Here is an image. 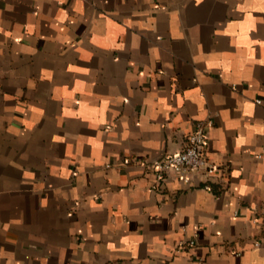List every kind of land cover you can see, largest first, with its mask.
Here are the masks:
<instances>
[{
  "label": "crops",
  "instance_id": "crops-1",
  "mask_svg": "<svg viewBox=\"0 0 264 264\" xmlns=\"http://www.w3.org/2000/svg\"><path fill=\"white\" fill-rule=\"evenodd\" d=\"M0 264H264V0H0Z\"/></svg>",
  "mask_w": 264,
  "mask_h": 264
},
{
  "label": "built area",
  "instance_id": "built-area-1",
  "mask_svg": "<svg viewBox=\"0 0 264 264\" xmlns=\"http://www.w3.org/2000/svg\"><path fill=\"white\" fill-rule=\"evenodd\" d=\"M205 142L206 124L198 121L186 136L183 147L179 151L166 154L150 165L154 170L156 180L161 181L168 173L173 172L183 182L190 183L194 172H203L207 177L215 173L218 167L208 160L203 152ZM204 188L208 189V184H204ZM185 243L180 241L178 245ZM193 243V240L187 242L189 245Z\"/></svg>",
  "mask_w": 264,
  "mask_h": 264
}]
</instances>
